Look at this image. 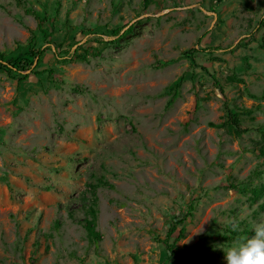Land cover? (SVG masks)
Returning <instances> with one entry per match:
<instances>
[{"label": "rangeland", "instance_id": "374dc122", "mask_svg": "<svg viewBox=\"0 0 264 264\" xmlns=\"http://www.w3.org/2000/svg\"><path fill=\"white\" fill-rule=\"evenodd\" d=\"M263 16L264 0H0L4 59L48 39L62 55L0 69V264H173L197 242L183 264H225L264 220Z\"/></svg>", "mask_w": 264, "mask_h": 264}, {"label": "trees", "instance_id": "16d2710c", "mask_svg": "<svg viewBox=\"0 0 264 264\" xmlns=\"http://www.w3.org/2000/svg\"><path fill=\"white\" fill-rule=\"evenodd\" d=\"M150 0H143V5L146 6L149 3ZM26 12H31L30 9H26ZM264 26V16L258 21V25L257 27H262ZM134 27V24H130L128 26H126V28L124 30L121 31L122 27H116L114 29H111V35H118L119 36H126L128 35L132 29ZM121 31V33H120ZM51 32L48 33H44V36H50ZM34 37V36H32ZM96 42L101 43L105 41L102 39H94ZM199 41V39H198ZM47 44L46 45H41L38 48H33V47H29L28 51L23 55V56H18V57H10L7 59H4L2 53H0V69L4 70L5 72L11 74V73H18L20 70H24V69H28V68H32V66L34 65V70L36 68V66L38 65V62L40 60V58L42 57V55L44 54V52L46 50H53V53L55 55V59L56 61H62V55L59 54V52H57V48H59V44H56L53 41H50L49 39L46 40ZM197 44V43H196ZM82 46V45H79ZM213 48H217V47H208L207 49H201V50H211ZM262 48H264V45L262 46ZM198 49L195 46H192L188 49L183 50L182 54L183 55H187V56H192L193 53L197 52ZM61 52L65 55H68L70 52L68 50H61ZM73 53H71V55H69V58L67 60H73L74 59H79L81 58V56L79 54H75L74 57ZM203 68V67H202ZM35 73H39V71H34ZM240 82H243L242 78H238L237 79ZM177 86L178 84L174 86V91L170 97V99L168 100L167 104H171L174 99L175 96L177 94ZM238 113L232 109H229L227 111V120H226V124L229 127L230 130H232L237 136H239L240 134H242L243 132L247 131L246 128L241 127L239 120H238ZM263 138H264V131H263ZM255 193L258 194L259 191H257L255 189ZM260 194V193H259ZM189 208H191V205H189ZM90 212V218L85 217L83 219V227L86 230L87 234L90 236V238L95 242L98 241V239L100 238V233L95 229V209L93 207H90L89 209ZM174 229L169 230L167 232V235L169 236ZM236 232H233V234H235ZM238 234V233H236ZM167 236V237H168ZM164 244L166 246L167 250L172 251V245L168 243L167 238L164 239ZM203 253H204V249H202L201 245L199 244V242L195 243L189 250V253L187 255L185 254H181V255H175V259L173 261V264H183L185 261H201L203 259Z\"/></svg>", "mask_w": 264, "mask_h": 264}, {"label": "clouds", "instance_id": "9594fccd", "mask_svg": "<svg viewBox=\"0 0 264 264\" xmlns=\"http://www.w3.org/2000/svg\"><path fill=\"white\" fill-rule=\"evenodd\" d=\"M231 231L239 233L237 223ZM250 235H237L233 242L221 249L225 264H264V220L251 225Z\"/></svg>", "mask_w": 264, "mask_h": 264}]
</instances>
